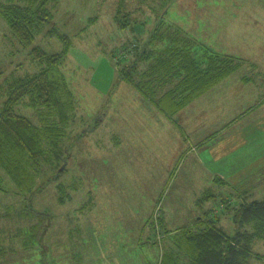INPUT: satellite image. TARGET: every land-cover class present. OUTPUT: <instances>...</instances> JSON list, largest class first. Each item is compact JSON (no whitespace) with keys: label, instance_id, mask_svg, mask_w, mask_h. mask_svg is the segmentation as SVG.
Returning <instances> with one entry per match:
<instances>
[{"label":"rangeland","instance_id":"374dc122","mask_svg":"<svg viewBox=\"0 0 264 264\" xmlns=\"http://www.w3.org/2000/svg\"><path fill=\"white\" fill-rule=\"evenodd\" d=\"M119 6L125 27L116 19ZM49 8L53 19L32 46L22 45L0 15V84L40 72L31 50L60 53V35L68 36L61 72L76 107L66 142L71 152L57 170L42 168L43 188L33 192L20 193L2 175L0 264H160L170 239L164 234L157 241L150 222L156 212L175 233L219 208L217 195H242L196 181L182 169L189 150L179 151L184 116L164 114L121 80V68L136 59L135 44L171 30L197 41L198 59L204 50L234 56L242 65L233 79L252 78L250 64L264 68V0H55ZM153 46L159 52L166 43ZM16 111L38 124L33 108L22 104ZM207 188L216 198L200 207L196 200ZM256 199H264V188L249 197ZM223 218L224 229L234 234L233 211ZM252 251L249 264H264V240L254 241Z\"/></svg>","mask_w":264,"mask_h":264},{"label":"trees","instance_id":"16d2710c","mask_svg":"<svg viewBox=\"0 0 264 264\" xmlns=\"http://www.w3.org/2000/svg\"><path fill=\"white\" fill-rule=\"evenodd\" d=\"M54 1L9 0L0 3V15L22 45L32 46L36 36L53 19L49 4ZM120 8L116 19L121 23ZM56 31L53 28L48 33L52 36ZM170 31L155 33L143 46L135 44L136 59L121 68V80L131 84L168 117H173L238 71L242 62L231 55L210 54L205 50L198 59L194 50L199 48L197 41L181 37V32ZM60 38L64 45L60 53L50 55L40 48L31 50L32 60L42 66L40 72L12 77L0 84V191L4 190L3 174L11 178L20 193L39 190L43 188L38 186L42 168L57 170L68 161L71 148L66 142L73 132L76 107L61 72L71 40L66 35ZM156 42H164L166 47L159 52L152 49ZM22 104L35 110L38 124L17 113L16 107ZM217 196L224 205L220 213L205 212L190 226L175 233L168 230L166 218L158 217L160 213L156 212L150 222L157 241L159 238L164 241V234L170 239L160 264H249L253 258V242L264 240V199L249 200L241 196L234 201L232 197ZM215 198L208 189L197 199V205L202 207ZM230 211L237 225L234 235L219 226L220 217ZM2 246L0 254L4 251Z\"/></svg>","mask_w":264,"mask_h":264},{"label":"crops","instance_id":"0c3cea01","mask_svg":"<svg viewBox=\"0 0 264 264\" xmlns=\"http://www.w3.org/2000/svg\"><path fill=\"white\" fill-rule=\"evenodd\" d=\"M250 65L256 71L252 78L233 79L236 71L179 112L185 119L179 151L189 149L182 169L196 181L239 192L247 199L264 188V72L258 71L264 68ZM216 110L229 113L211 115ZM223 217L219 226L228 233Z\"/></svg>","mask_w":264,"mask_h":264},{"label":"built area","instance_id":"2783aa9c","mask_svg":"<svg viewBox=\"0 0 264 264\" xmlns=\"http://www.w3.org/2000/svg\"><path fill=\"white\" fill-rule=\"evenodd\" d=\"M223 209H224V205H220L219 208L214 209V213H215V214H218V213H220V211H222Z\"/></svg>","mask_w":264,"mask_h":264}]
</instances>
